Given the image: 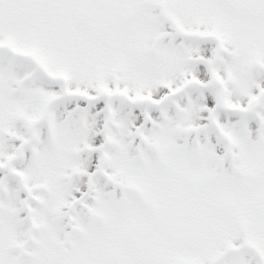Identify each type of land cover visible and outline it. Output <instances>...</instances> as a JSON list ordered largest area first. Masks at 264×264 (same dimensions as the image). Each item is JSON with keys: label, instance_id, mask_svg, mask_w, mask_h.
<instances>
[{"label": "snow or ice", "instance_id": "6c2138e0", "mask_svg": "<svg viewBox=\"0 0 264 264\" xmlns=\"http://www.w3.org/2000/svg\"><path fill=\"white\" fill-rule=\"evenodd\" d=\"M0 264H264V0H0Z\"/></svg>", "mask_w": 264, "mask_h": 264}]
</instances>
